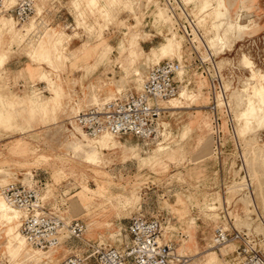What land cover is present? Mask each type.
Returning a JSON list of instances; mask_svg holds the SVG:
<instances>
[{
    "label": "rangeland",
    "instance_id": "374dc122",
    "mask_svg": "<svg viewBox=\"0 0 264 264\" xmlns=\"http://www.w3.org/2000/svg\"><path fill=\"white\" fill-rule=\"evenodd\" d=\"M16 1L3 0V4L9 7ZM183 1L205 40L209 39L223 73L230 103L227 109H219L220 140L215 138L213 114L205 107L211 92L202 73L204 66L193 59L191 45L173 28L159 0L127 4L116 0V14L110 19L96 10L91 13L83 0L80 7L87 14L81 25L75 21L70 0H35L32 15L42 12L40 26L10 46L0 67V186L10 181L36 186L47 207L67 220L78 218L86 224L85 240L122 249L128 243L130 217L141 212L163 225L169 221L161 241L174 244L189 257L188 264H242L236 242L211 246L214 229L221 224L260 231L257 234L263 231L264 126L252 128L243 137L238 118L246 101L245 82L260 83L258 75L251 80V67L264 73V13L251 16L254 0ZM27 21H16V27ZM62 31L72 37L55 44V36ZM134 32L140 33L138 40L145 50L175 32L182 44L143 62L133 57L129 47ZM4 38L7 43L8 36ZM197 48L202 50L200 45ZM163 59L181 61L180 91L185 90L187 97L181 107L169 110L165 104L169 100L160 103L164 111L157 137H116L125 146L105 151L99 162L87 160L77 143L88 137L75 125L74 115L131 88L125 87L130 81L140 89L148 68ZM228 66H236L238 74H225ZM132 192L139 196L135 202ZM0 199H4L1 194ZM17 224L20 231V218L7 222L0 217V264H62L84 250L82 241L65 236L56 251L38 252L28 244L29 251L16 254L6 232ZM206 249L214 260L207 262L203 254L192 257Z\"/></svg>",
    "mask_w": 264,
    "mask_h": 264
},
{
    "label": "built area",
    "instance_id": "2783aa9c",
    "mask_svg": "<svg viewBox=\"0 0 264 264\" xmlns=\"http://www.w3.org/2000/svg\"><path fill=\"white\" fill-rule=\"evenodd\" d=\"M175 19L177 30L187 39L194 55L193 59L203 64L202 73L209 81L211 101L208 105L213 114L215 138L220 140L219 109L217 94L221 95V109H227L228 97L223 73L205 40L196 26L188 5L183 0H159ZM35 0H17L6 7L0 0V14H10L17 22L27 21L34 13ZM193 30L200 41L193 40ZM201 52H205L206 58ZM246 53L251 54L247 48ZM205 56V55H204ZM207 63L208 65H205ZM181 61L163 59L152 64L140 89L129 88L116 91L113 97L94 104L74 115V123L88 138L103 134L115 137L155 138L159 130V117L164 111L159 100H169L179 95ZM236 66H228L225 74H238ZM229 110V108H228ZM233 127V122L230 121ZM239 161L242 162L239 156ZM1 196L13 207L23 212L20 231L29 244L41 251L53 250L63 243V237L83 242L84 250L71 254L62 264H188L189 257L180 256L172 243L161 241L162 221L156 217L137 212L130 217L127 234L128 243L122 249L99 242L85 241V224L78 218L67 220L61 212L49 208L36 186L20 181H10L0 186ZM222 217L226 218L222 212ZM237 243L236 253L242 264H264V232L257 234L238 230L229 225L214 229L212 243L216 247Z\"/></svg>",
    "mask_w": 264,
    "mask_h": 264
},
{
    "label": "bare ground",
    "instance_id": "6f19581e",
    "mask_svg": "<svg viewBox=\"0 0 264 264\" xmlns=\"http://www.w3.org/2000/svg\"><path fill=\"white\" fill-rule=\"evenodd\" d=\"M12 1V0H11ZM81 1L83 0H70L69 4H71L74 8V10L76 11V15H75V21L78 25L83 24L84 21V14H87L86 11L80 7ZM136 1V0H135ZM114 2H116V0H85L86 5L90 8V12L94 13V10H96L101 16H103L104 18H108L110 19V17H115L116 11L113 8L114 7ZM124 3H130L133 2V0H123ZM5 3V2H4ZM84 4V3H83ZM137 4V3H136ZM70 5V6H71ZM118 5V4H117ZM125 5V4H124ZM134 5V4H133ZM84 6V7H85ZM116 6V4H115ZM125 7V6H123ZM165 7V6H164ZM35 8V5H34ZM86 8V7H85ZM205 6L201 9L202 11L206 10L204 9ZM87 9V8H86ZM165 10L168 11V9L165 7ZM35 11V10H34ZM74 11V12H75ZM137 12V11H136ZM226 12V11H224ZM141 13V12H140ZM42 14L41 11H37L34 15H32L28 21L26 22V24H24L22 27H16V20L11 16H1L0 17V67L4 64V58L6 57L7 54L10 53V46L12 44H15L16 42L20 41L22 42L23 40H25V37L27 34L32 33L33 31H36V29L38 28V25L40 23V21H38V18L40 17V15ZM141 15V14H140ZM223 17L224 15L221 14ZM227 15V13L225 14V16ZM88 16V15H87ZM168 16L169 19L172 22L173 28L178 32L177 27L175 26V19L173 18V16L170 14V12L168 11ZM194 17V16H193ZM93 18H95L93 16ZM102 18V17H101ZM195 18V17H194ZM88 19V18H87ZM97 19V18H96ZM138 19V18H137ZM227 19V18H226ZM95 21V20H94ZM196 21V26H197V20ZM95 23V22H93ZM100 23V22H99ZM138 23V22H137ZM141 23V22H140ZM89 24V23H88ZM45 25V24H44ZM138 25V24H137ZM224 25V24H223ZM40 26V25H39ZM87 26V24H86ZM93 25H89L88 27L92 29ZM39 31V30H38ZM45 33V32H44ZM193 40H196L197 42V46L200 45V41L197 40L196 38V33L193 30ZM8 36L7 38V43L5 42V38L4 36ZM40 35V34H39ZM43 35V34H42ZM126 35V34H125ZM139 35L140 33L138 32H134L131 35V39H130V45L129 47L131 48V52L133 54L134 58H142L143 62L147 61L149 59H152V57L157 56L158 54H165L167 51L169 50H174L175 48L180 49V46L182 44V39L179 38L177 36V33H173L167 36H163L162 42L160 45L158 46H151L149 48V50H145L141 44L139 43ZM34 36V35H33ZM37 36V35H36ZM141 36V35H140ZM31 37V36H30ZM53 37V36H52ZM72 37L71 35H69L68 33H66L65 31L59 32L56 36H55V44L60 43L61 41H64L68 38ZM36 38V37H35ZM38 38V37H37ZM34 40V39H33ZM207 44L211 50V43L209 41V39L207 38ZM218 42V41H217ZM221 42V41H220ZM6 44H8V46H4ZM44 43V42H43ZM52 43V42H51ZM41 44V43H40ZM59 44V45H60ZM36 47V46H35ZM222 47V46H221ZM44 51V50H43ZM35 53V52H34ZM213 53V52H212ZM169 54V53H168ZM214 54V53H213ZM47 56V55H46ZM131 57V56H130ZM158 57V56H157ZM205 58L207 57L206 55L204 56ZM132 58V59H134ZM141 59V60H142ZM156 59V58H155ZM247 60V59H246ZM152 61V60H151ZM249 63L250 61L247 60ZM122 62V61H121ZM252 62V61H251ZM124 63V62H123ZM129 63V62H128ZM125 64V63H124ZM130 64V63H129ZM224 64V63H223ZM127 65V64H126ZM192 66V65H191ZM125 67V66H124ZM129 67V66H128ZM219 67V65H218ZM2 68V67H1ZM130 68V67H129ZM220 68V67H219ZM251 80H253L257 75L260 77V83H256L257 81L259 82V80H257L256 82H245V89H243V93L246 95V101L243 103V105L240 103L241 101L237 102L238 104L242 105L241 106V111H240V115L238 118V124H239V130H240V134L243 135L245 132H250V130L252 128H255L256 126H264V73H261V70L258 68H253L251 67ZM135 73H137L138 75H140V79L142 80V74L139 72V70L137 69V67L132 68ZM182 69V68H181ZM181 69L179 70L178 75H180ZM126 71V70H125ZM259 79V78H257ZM250 81V80H249ZM247 85H250V90L247 87ZM242 92V91H241ZM234 93V92H233ZM252 93V94H251ZM243 95V96H245ZM193 97V96H192ZM187 98L186 97V93L185 90H182L179 92V95L169 99V101H166V105H168V109L169 110H176L179 109L183 102V100ZM197 98V97H196ZM241 98H239L240 100ZM164 100H159L158 103L160 104L161 102H163ZM223 104L222 98L220 94H217V105L219 107H221L219 105V103ZM228 102L230 103V100H228ZM221 104V105H222ZM161 105V104H160ZM208 106L207 104L205 105V107ZM240 108V107H239ZM235 119V118H234ZM159 123V122H158ZM247 134V133H246ZM78 142V141H77ZM82 142V141H81ZM143 144H147V141L144 140ZM127 145V144H126ZM120 146H125L123 142L120 141V139L116 138L115 136H112L110 134H103L97 138H91V139H87L86 142L83 143H77V148L82 149L85 154H86V158L87 160H89L90 162H97L99 159L102 158V156L105 154V151H117ZM75 149V148H74ZM75 151V150H74ZM84 154V153H83ZM85 158V157H84ZM99 162V161H98ZM98 164V163H97ZM234 172V170H233ZM248 186V184H247ZM252 194V191H251ZM252 196V195H251ZM138 195L134 192H132V202L137 201L138 199ZM144 199V198H143ZM252 199V198H251ZM247 201V200H246ZM132 202H129V204H131ZM249 204V202H248ZM246 205V204H245ZM143 206V205H142ZM249 206V205H248ZM214 208V207H212ZM161 210V209H160ZM205 210V209H204ZM22 216V211L19 210L16 207H13L12 205H10L5 199H0V217L2 219H4L7 222H13L14 218H16L17 220ZM229 217V216H228ZM236 219V218H235ZM237 221V220H236ZM235 221V222H236ZM240 221V220H239ZM164 222V221H163ZM168 220H166V224H168ZM165 223V222H164ZM242 223V222H241ZM165 224V225H166ZM226 224V223H224ZM162 224V234L164 236H166L167 234V229L166 226ZM264 225V224H263ZM85 228H86V224H85ZM260 232V231H259ZM257 232V233H259ZM264 232V226H263V231L261 230V233ZM10 238H11V244L10 247L11 249L14 251V253L19 254L21 252H24L26 250H28V244L29 242L26 240V238L24 237V235L22 233H20L19 229H18V224L17 225H13V226H9L6 232ZM22 234V235H21ZM161 234V236H162ZM83 237L86 239L85 237V232ZM88 239V238H87ZM15 240V244L13 245L12 241ZM162 240V238H161ZM168 243V242H166ZM171 243V242H170ZM169 243V244H170ZM30 245V244H29ZM31 246V245H30ZM213 243L212 246L213 247ZM230 246H234V245H229ZM237 246V245H236ZM34 250L36 251H41L40 249H37L33 246H31ZM60 247V246H59ZM57 247V248H59ZM223 247V246H222ZM57 248L53 249L54 251L57 250ZM213 249V248H212ZM52 250V251H53ZM176 252L181 255V252L179 251V249L176 247L175 248ZM29 251V250H28ZM209 250L206 249V251H204L205 253H202L203 251H200L198 253H196L194 256H192L193 258L199 257L200 254H203V258H208L210 256V254H207V252H209ZM212 252L214 250H211ZM216 253V251H214ZM186 257V256H185ZM214 256L210 257L207 259V262H209L210 260H214Z\"/></svg>",
    "mask_w": 264,
    "mask_h": 264
},
{
    "label": "crops",
    "instance_id": "0c3cea01",
    "mask_svg": "<svg viewBox=\"0 0 264 264\" xmlns=\"http://www.w3.org/2000/svg\"><path fill=\"white\" fill-rule=\"evenodd\" d=\"M200 1V0H199ZM203 1V0H202ZM254 10H253V13L251 16L253 17H256L258 15H261L262 13H264V0H254ZM236 4L235 5H232L230 8L231 10H235L236 9ZM232 12V11H231ZM53 13V12H52ZM55 13V12H54ZM244 13V11L242 12V14ZM246 14V13H244ZM233 15H235V13H233ZM55 17L57 18H60V15H56L54 14ZM234 18V17H233ZM170 20V19H169ZM250 20V19H248ZM76 73V72H75ZM106 75H109V74H106ZM115 76H118L117 74H115ZM208 79V78H207ZM209 82V81H208ZM125 87H131V88H135V85H134V82L133 81H130L128 82V84H125ZM85 232V231H84ZM84 235V234H83ZM89 239V238H88ZM85 240V239H84ZM85 241H90V240H85Z\"/></svg>",
    "mask_w": 264,
    "mask_h": 264
}]
</instances>
